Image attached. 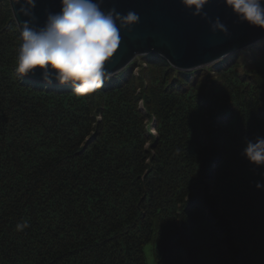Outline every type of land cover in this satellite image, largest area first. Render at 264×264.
<instances>
[{"label":"trees","instance_id":"16d2710c","mask_svg":"<svg viewBox=\"0 0 264 264\" xmlns=\"http://www.w3.org/2000/svg\"><path fill=\"white\" fill-rule=\"evenodd\" d=\"M20 43L0 0V264H146L147 244L156 264H264V166L243 154L264 40L190 72L148 55L85 96L18 74Z\"/></svg>","mask_w":264,"mask_h":264},{"label":"clouds","instance_id":"9594fccd","mask_svg":"<svg viewBox=\"0 0 264 264\" xmlns=\"http://www.w3.org/2000/svg\"><path fill=\"white\" fill-rule=\"evenodd\" d=\"M103 0H60L58 13H49L42 27L31 22L35 0H17L23 21L16 57L21 76L41 70L46 84H70L79 96L101 89L111 78L105 65L117 54L121 32L139 22L135 11L121 14L101 8ZM206 0H181L185 6L202 9ZM241 22L264 29V0H225ZM215 27L223 28L219 19ZM243 154L256 166H264V138L248 141ZM257 187L262 185L257 184Z\"/></svg>","mask_w":264,"mask_h":264},{"label":"water","instance_id":"95a60500","mask_svg":"<svg viewBox=\"0 0 264 264\" xmlns=\"http://www.w3.org/2000/svg\"><path fill=\"white\" fill-rule=\"evenodd\" d=\"M8 3L20 34L23 21L29 17L19 14L17 0ZM101 8L105 11L115 8L121 14L131 10L140 17L138 23L121 32L118 52L105 65L111 76L135 58L148 55L161 57L177 71H195L264 40V29L241 22L225 0H206L202 9L185 6L181 0H103ZM60 9V0H35L31 22L42 27L47 15ZM217 18L223 28L215 27ZM22 77L45 83L40 69ZM154 127L153 120L151 129L155 130Z\"/></svg>","mask_w":264,"mask_h":264},{"label":"rangeland","instance_id":"374dc122","mask_svg":"<svg viewBox=\"0 0 264 264\" xmlns=\"http://www.w3.org/2000/svg\"><path fill=\"white\" fill-rule=\"evenodd\" d=\"M247 49L243 50V51H240V58L242 59V63H247L249 62L250 60V56H252V54H247L243 55V52L246 51ZM146 56H141V57H137L134 59V61H137L139 59V61L141 62L140 63V66H136L134 69H133V74L134 76H138L139 74V71H140V68H146V63L148 61V59H145ZM133 62H131L127 67H129ZM203 69H207V68H203ZM201 80L210 85L211 81L209 79V74L208 73H205V75H203L201 77ZM139 89L136 90V92H138ZM153 134V131L151 132ZM153 135L156 136V133H154ZM143 252H144V257H145V261H146V264H156V261H155V258L153 256V248H152V245L151 244H147L144 246L143 248Z\"/></svg>","mask_w":264,"mask_h":264},{"label":"snow or ice","instance_id":"6c2138e0","mask_svg":"<svg viewBox=\"0 0 264 264\" xmlns=\"http://www.w3.org/2000/svg\"><path fill=\"white\" fill-rule=\"evenodd\" d=\"M187 11H191L190 9H186Z\"/></svg>","mask_w":264,"mask_h":264}]
</instances>
